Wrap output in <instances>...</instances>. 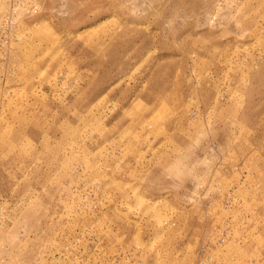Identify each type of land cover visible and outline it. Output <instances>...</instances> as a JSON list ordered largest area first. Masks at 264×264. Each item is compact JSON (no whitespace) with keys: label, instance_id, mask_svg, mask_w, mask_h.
Listing matches in <instances>:
<instances>
[{"label":"rangeland","instance_id":"374dc122","mask_svg":"<svg viewBox=\"0 0 264 264\" xmlns=\"http://www.w3.org/2000/svg\"><path fill=\"white\" fill-rule=\"evenodd\" d=\"M0 264H264V0H0Z\"/></svg>","mask_w":264,"mask_h":264}]
</instances>
